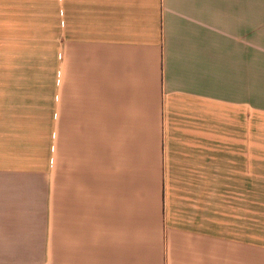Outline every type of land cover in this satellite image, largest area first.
<instances>
[{
	"label": "crops",
	"instance_id": "crops-1",
	"mask_svg": "<svg viewBox=\"0 0 264 264\" xmlns=\"http://www.w3.org/2000/svg\"><path fill=\"white\" fill-rule=\"evenodd\" d=\"M0 23V264H264V0H0Z\"/></svg>",
	"mask_w": 264,
	"mask_h": 264
},
{
	"label": "rangeland",
	"instance_id": "rangeland-1",
	"mask_svg": "<svg viewBox=\"0 0 264 264\" xmlns=\"http://www.w3.org/2000/svg\"><path fill=\"white\" fill-rule=\"evenodd\" d=\"M16 24L19 27V29L17 28L19 41H27V40L30 39L29 36L30 35H32V36L35 35L36 34V31L38 30V27L44 26L45 23L19 22V23H16ZM9 29H10V23H0V33L3 32V36L6 33H9V32H7V31H9ZM20 45H23V44L20 43ZM22 75H25V73L22 74L20 72V81H21V78L24 77ZM25 90H32L31 92L28 93V97H31V98H29V103H28L29 105H28V107L26 106V103L20 101V104L23 103V105L20 106V108H32V102L31 101L34 100V103H33L34 104V107L33 108L35 110H42L43 109V106H42L41 101L44 99L42 93H36V92H34L33 85L26 86V85H21L20 84L19 97H25L21 93V92H23Z\"/></svg>",
	"mask_w": 264,
	"mask_h": 264
}]
</instances>
